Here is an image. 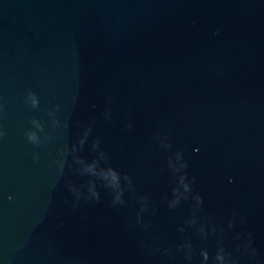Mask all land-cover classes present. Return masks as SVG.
<instances>
[{"label": "water", "instance_id": "obj_1", "mask_svg": "<svg viewBox=\"0 0 264 264\" xmlns=\"http://www.w3.org/2000/svg\"><path fill=\"white\" fill-rule=\"evenodd\" d=\"M0 264H264V0H0Z\"/></svg>", "mask_w": 264, "mask_h": 264}]
</instances>
